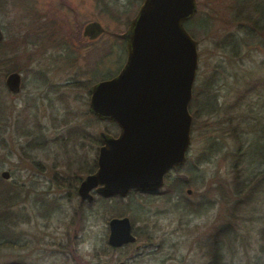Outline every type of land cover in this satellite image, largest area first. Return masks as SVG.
<instances>
[{"label":"rangeland","instance_id":"rangeland-1","mask_svg":"<svg viewBox=\"0 0 264 264\" xmlns=\"http://www.w3.org/2000/svg\"><path fill=\"white\" fill-rule=\"evenodd\" d=\"M141 1L106 0L105 7L101 0H0V27L4 39L0 51L15 54L9 65L20 69L23 85L18 94H12L5 86V77L0 84V105L5 108L0 118V172L8 170L11 173L7 182L15 183L19 179L27 190L37 191V199L41 193L51 199V194L46 192L47 179L41 172L51 169L54 162L61 163L63 158L72 163L96 156L90 139L98 131H104L106 123L88 112V87L110 78L122 67L126 57L125 42L118 35L126 31ZM196 2V14L209 23L202 26L198 19L193 23L198 51L195 84L202 85L216 74L215 84L220 87L217 98L221 103H232L234 91L259 71L264 45H250L249 51L245 48L242 60L229 58L217 47V42L228 31L225 23L227 0ZM94 20L106 31L88 42L83 38V27ZM77 24L82 25L80 32H77ZM18 36L27 44H18ZM207 92L213 95L214 91L208 88ZM260 101L264 105V97ZM218 110L201 114L198 111L192 122V142L180 169L183 179L178 180L181 186L177 187V193L181 190L187 195L185 189L191 188L189 196L193 202L182 200L176 206L163 195L138 193L128 198L116 195L98 198L87 209L80 241L68 246L67 223L72 219L73 197L70 200L57 190L52 197H60L58 209L46 215L53 210L51 206H44L43 214H39L37 207L32 211L36 195L30 192L25 204L32 221L21 230L27 232L33 246L24 251L21 258L16 252L0 253V264L20 259L27 264H78L83 261L96 264L120 259L128 260L127 264H220V261L225 264V257L227 264H264V238L260 234L264 228V193L259 198L252 196L251 201L245 195L234 196L232 160L228 155L233 142L229 138L218 139L216 145H220V149L216 152L210 153L207 148L215 123L223 117L225 105ZM190 111L194 113L195 108ZM108 127L118 134L117 127L110 124ZM25 129L34 134H22ZM255 135L250 134V139H255ZM32 137L43 144L27 150ZM21 147L34 155L37 164L23 159ZM168 188L163 187L165 194ZM237 201L242 203L238 210L234 207ZM127 205L135 218L134 229L143 234L135 244L143 246L134 250L126 243L125 247L123 244L112 250L107 242L108 221L113 217L112 211H126ZM228 221L238 228L237 234L225 242ZM46 241L61 243L63 249L57 250L54 244L47 246ZM75 246L82 259L73 255L72 247ZM210 247L213 251L217 248L221 258L215 260ZM40 248L46 251L40 253Z\"/></svg>","mask_w":264,"mask_h":264},{"label":"water","instance_id":"water-1","mask_svg":"<svg viewBox=\"0 0 264 264\" xmlns=\"http://www.w3.org/2000/svg\"><path fill=\"white\" fill-rule=\"evenodd\" d=\"M197 11L196 0H142L126 31L125 61L117 74L89 88L88 111L119 127L116 136L100 132L98 169L78 188L82 199L97 187L102 196H126L129 190L152 191L163 185L165 173L181 165L190 142L189 102L198 67L197 41L185 22ZM100 22H87L82 34L95 40L105 33ZM3 32L0 27V41ZM21 73L9 72L8 91L21 89ZM0 177L8 179L3 170ZM112 248L135 242L127 216L108 221ZM98 264H125L103 261Z\"/></svg>","mask_w":264,"mask_h":264},{"label":"trees","instance_id":"trees-1","mask_svg":"<svg viewBox=\"0 0 264 264\" xmlns=\"http://www.w3.org/2000/svg\"><path fill=\"white\" fill-rule=\"evenodd\" d=\"M6 2V0H4ZM106 0H101L103 5L107 7ZM227 18L225 23L228 31L217 42V47L224 51L229 58H236L242 60V51L247 48L250 50L251 46H263L264 45V0H227ZM19 4V3H18ZM201 21V25H207L209 22L207 19L200 17V14H195L190 20L185 22L187 31L194 37L196 35L193 23L196 20ZM81 24H77V32H80ZM83 37V36H82ZM88 41L87 38L83 37ZM21 39V41H19ZM18 44H27L23 37H17ZM90 41V40H89ZM88 41V42H89ZM4 43V39L0 41V46ZM125 50V48H124ZM108 54V53H107ZM106 54V55H107ZM15 54L11 55L10 51H0V84L2 78L10 71H20L17 66L9 65L14 59ZM7 62V63H6ZM7 64L6 66H1ZM259 73L252 80L245 81V84L239 89L234 91V101L232 103L225 104V110L223 111V117L215 123L213 128V134H211V140H208V149L210 153L216 152L220 149V145H216L218 139L229 138L233 142V149L229 152L231 158V172H232V192L234 196L241 198L245 195L246 199L251 201L252 196L259 198L261 193H264V105L260 101L261 97H264V59L258 65ZM216 74L210 76V79L199 85V91L203 94V100L210 101L215 99V94L211 95V91L206 93L209 89L218 91L219 86L216 82ZM112 77V76H110ZM215 84V85H214ZM214 85V86H213ZM211 87V88H210ZM1 94V90H0ZM211 95V96H210ZM203 108V109H202ZM214 108V107H213ZM5 108L0 105V118L4 113ZM212 107H207L203 104L200 114L203 112H212ZM219 111V110H217ZM214 112V113H217ZM93 115L92 113H90ZM96 120L106 123L107 133L116 135L117 133L110 130L108 125L116 127V124L109 120H101L93 115ZM108 124V125H107ZM247 128H246V126ZM24 134H30L28 130L22 131ZM255 133V139H250V134ZM16 185L13 182L3 181L0 178V253H15L17 250L16 242L14 239V226L16 223L15 215V198L18 194L16 192ZM71 194L73 188L70 187ZM42 194V193H41ZM46 195H39V201L37 207L39 214L41 213V206L45 208L51 202H46ZM52 202H55L53 200ZM53 210L47 212L46 215H50L55 212L58 203L52 204ZM242 203L237 201L235 208L238 210ZM44 208V207H43ZM48 209V208H47ZM113 216H119L122 214L130 215L135 221L133 214L129 210L112 211ZM235 216V214L233 215ZM236 225H231L228 221L225 224V242L230 241L232 237L237 234ZM138 239L142 237L140 232H135ZM222 234V233H221ZM261 236L264 238V228L261 229ZM215 235V240H216ZM214 240V246L216 241ZM110 249V247H108ZM213 257L221 258V254L217 248L213 251ZM5 264H17L5 263ZM21 264H23L21 262ZM83 264V263H81ZM220 264H223L220 261ZM225 264L226 257H225Z\"/></svg>","mask_w":264,"mask_h":264},{"label":"flooded vegetation","instance_id":"flooded-vegetation-1","mask_svg":"<svg viewBox=\"0 0 264 264\" xmlns=\"http://www.w3.org/2000/svg\"><path fill=\"white\" fill-rule=\"evenodd\" d=\"M18 72L20 73V71H18ZM196 74H197V71H196ZM21 77H22V74H21ZM195 78H196V76H195ZM4 80H5V78H4ZM92 84H94V83H92ZM92 84H90L89 87H88L89 96H90L89 88H90V86ZM22 87H23V85H22V79H21V89H22ZM21 89H20V91H21ZM198 89H199V85H196L195 84V80H194V84H193V88H192V98H191V101L189 102V107H188L189 108V113H190V115L192 117V120H191L190 132H189L190 142H189V146H188L187 151H186L185 161L187 159L188 150H189V147H190L191 142H192V122H193V119L197 116L198 111L201 110V107L203 106V104L207 107V109L209 107H212V109H216V110H213L212 112H216L218 109L221 108L222 105H225V102L221 103L219 101V99L217 98V96H216L217 91L216 90H214V94L216 96L215 99L212 100V101H209L208 99L207 100H203V96L204 95L201 94ZM10 93H12V92H10ZM18 93H12V94H18ZM192 107L195 108V112L194 113H191V111H190V108H192ZM116 127H117V129L119 131V127L117 125H116ZM100 132H102V130L98 131L97 135H95L93 139H90V142L93 143L94 148L96 150V156L94 158L93 157L91 159L83 158L80 161H76V162H72V163L68 159L63 158L61 163L54 162L53 166L51 167V169H49L48 171H45V172H41V174L44 175L46 177V179H47V184L48 185H46L47 186L46 192L51 194V199H50V197L46 196L47 197L46 198V202H51L52 204L58 203V205L56 207V210L58 209V206H59V201L58 200L60 199V197L59 196L52 197L53 193L56 192L57 190L63 192L60 195H63V196L66 195V196H68V198H70V200L72 199V197L74 199V203L71 204L72 206H71V209H70L71 210L72 219L70 221H68V223H67V231H68L67 240H68V243H69L68 246L69 245H76L78 243V241H80V239L82 237L80 232H81V229L84 228V226H85V224H84L85 218H86V216H88L86 214L87 213V209L90 208L92 205H94L95 202L98 200V198L108 197V196H102L101 194H99L97 192V187H94V188H92L89 191V193H90V195L92 197L91 200H88L86 198L82 199L79 196V194H78V188H79L80 183L84 180V178L86 176H88L90 174H93L98 169L97 159H98L99 149H100V147L102 145ZM21 133L24 134L22 131H21ZM33 134L34 133H30L31 136ZM114 136H116V135H114ZM84 137H86V136L84 135ZM41 144H43V143H41V142L39 143L38 140H37V137H32L30 142H28V144H27V147H28L27 150H29V149L30 150L37 149V147L40 146ZM21 149H22V154H24V155H22L23 159H25L27 161H30L31 163L37 164V163H35L34 155H30V153L27 152L26 149H25L26 150L25 151L23 149V147H21ZM185 161L183 162V164H181L179 166L171 167L165 173L164 178H163V185L160 188H158L156 190H152V191H146V190L145 191H138V190H135V189H131V190L128 191L126 196H124L122 198H128L133 193H138V194H142V195L146 194L147 196H155V197L163 195L164 197H167V201L169 203L174 202L176 204V206H179V202H181L182 200H188L190 202H193L191 200L190 196H189L192 193L191 188H186L185 189V193L187 195L182 194L181 190H180L179 193H177V187L181 186V184H180V182L178 180L179 179H183L182 178V172L180 171V169L184 165ZM56 164H58V165H56ZM59 164H61V165H59ZM71 164H72V166H70ZM70 169H72V171H74V172H71ZM41 170H43V169H41ZM183 174H187V173H183ZM172 175H175V176H172ZM10 176H11V173H10ZM184 178L186 179L187 177H184ZM1 179L3 181H9L10 177L8 179H3V178H1ZM186 180H188V179H186ZM15 185L17 187L16 188V190H17L16 192H18V194H17V196L15 198L16 204H15V207H14L15 208V212H16L15 215H16V219H17L16 223H15V226H14V239H15L16 247H17L16 253H18V255H19L18 257L21 258L22 257V253L24 251H26V250H30V248H32L31 246H33L30 237L28 239L27 232L21 230V227L23 225H26L28 222L31 223V221H32V217H31V215L29 216V213L27 211V206L25 204V201L27 200L26 198L30 194V192L36 195V201H34V203L35 202L36 203L34 204V207H32V211L35 212L36 211L35 209H36L37 204H38L37 202L39 201L38 200L39 196H38V199H37V191L34 190V189L33 190H27L26 187H24L22 185V183H21V181L19 179H17V181L15 182ZM164 186H169L166 194L162 190ZM70 187L73 188V191H74L75 194H73V192H72V194L69 192L70 191ZM42 194H40V196ZM116 196L121 197L119 195H116ZM53 200H55V202H52ZM51 203L48 204V205L51 206L50 208H52ZM43 207L41 206V210L43 209ZM127 208H128V210H130L128 205H127ZM37 209H38V207H37ZM121 216L129 217L130 223H131V231H132L133 235L135 236L136 240H138L135 232L136 231L139 232V231L134 229V225H133L134 222H133L132 217L130 215H121ZM121 216H117V217H121ZM113 217H116V216H113ZM141 219L144 220L145 218H143V216H142ZM146 239H148V237H146ZM52 244H54V247L57 250L61 251V249H63V245L61 243H57V242L53 243L51 241H46L45 245L49 246V245H52ZM126 245L127 244L123 245L122 247H125ZM128 245H131V247H133L134 250L140 249L143 246L141 243H136L135 244V242H133V243L130 242V244H128ZM72 248H73V250H75L74 251L75 254H73V255H75V257H77L79 259H82L81 258V254H79L76 251V246H75V248L74 247H72ZM210 248L212 250V247H210ZM111 249L112 250H116V248H112V247H111ZM42 251H46V249L40 248L39 252L41 253ZM212 257H213V250H212ZM119 261H121V259L116 261V262H119ZM122 261H124L125 264H127V262H128V260H124V259H122ZM21 262L23 264H27L26 262H23L22 259H20V261H18L17 264H21ZM108 262H110V261H108ZM116 262H112V263H116ZM82 263L86 264L85 261H83ZM98 263H100V262H98ZM98 263H96V264H98ZM78 264H81V262L78 263Z\"/></svg>","mask_w":264,"mask_h":264}]
</instances>
